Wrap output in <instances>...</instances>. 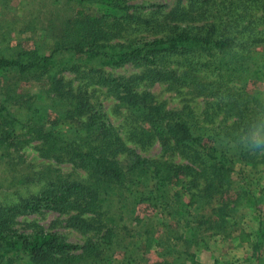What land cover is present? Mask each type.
<instances>
[{
	"label": "rangeland",
	"instance_id": "1",
	"mask_svg": "<svg viewBox=\"0 0 264 264\" xmlns=\"http://www.w3.org/2000/svg\"><path fill=\"white\" fill-rule=\"evenodd\" d=\"M116 4L124 11H116L114 19L106 20L103 25L105 32H102L104 36L98 41L100 43L150 41L164 37L171 30L185 29L192 34L211 35L212 38L225 31L229 34L235 32L227 39L240 43L246 41L247 37L238 35L237 23L264 30V0H117ZM98 14L101 11L93 8L89 0H0V40L9 42L11 48L20 44L27 49L38 48L48 53L67 22L79 19L89 23V18ZM122 14L125 18L121 17ZM97 25L99 27L100 24ZM261 47L264 45L259 46V50H262ZM175 61V58H160L156 60L155 67L170 71L177 67ZM144 70V62L137 60L97 68L92 73L85 70L80 75L62 71L56 80L59 81L57 86L64 91L65 99L59 101L55 108L59 110L67 106L65 103L71 99H86L89 113L100 112L105 125L111 126L125 144V153H120V148L113 150L117 155L116 160L123 163L130 157L127 150H131L148 162L192 165L177 151L163 153L157 141L144 149L135 144L133 139L139 125L129 118L127 110L120 105L125 99L124 90H120L122 93L113 92V85L109 82L96 85L95 79L100 74L120 83L135 78L132 82L135 88L133 92L149 95L152 105L178 113L185 122L221 136L233 131L236 118L225 109L220 98L198 95L181 84L159 82L157 76H145ZM201 74L211 75V72L201 71ZM4 82L17 86H7L5 90L10 88L26 97L46 88L32 79L18 82L14 74L7 76ZM247 89L251 94L261 96L264 82H252ZM54 95L56 93H50L49 98L52 99ZM78 107L88 112L86 106ZM13 134L8 139L7 148L0 147V208H14L9 219H5L12 232L22 235L37 232L53 234L59 238V243L79 248L69 253L84 256L86 252L83 253L82 248L86 250L90 247L88 244L99 241L111 230L114 231L115 245L110 264H148L171 261L176 256H179L181 263L191 264L189 254L193 255L194 264H259L258 259L252 257L248 234L260 224L264 229V206L256 202L264 196V165H259L255 170L247 164H235L231 174L232 188L222 198L213 197L206 191L205 174L201 170L196 172L188 168L179 186H168L164 206L156 201H128L123 194L112 196L105 208L110 222L105 223L102 217V225L98 226L100 222H95V216L81 213L82 201L72 205V210L62 212L48 209L46 205L36 210L29 207L30 202L52 184L62 185L72 180L83 185L82 193L76 200L89 201L95 196V183L91 185L95 177L77 169L66 158L47 156L45 151H41L46 149L45 145L38 141L27 144L28 136L23 131L18 129ZM182 204H190L183 213L180 211ZM221 205L227 207L229 215L226 217L227 226L218 230L214 226L220 225L215 223L217 218L212 216L211 207ZM179 213L183 215H177ZM78 215L84 220H76ZM193 233L197 241L189 246L178 239L182 236L190 238ZM87 254L90 256L89 251ZM12 264L32 262L30 259H18ZM78 264L96 263L90 256L87 261L84 259ZM261 264H264V259Z\"/></svg>",
	"mask_w": 264,
	"mask_h": 264
},
{
	"label": "trees",
	"instance_id": "2",
	"mask_svg": "<svg viewBox=\"0 0 264 264\" xmlns=\"http://www.w3.org/2000/svg\"><path fill=\"white\" fill-rule=\"evenodd\" d=\"M89 3L101 14L89 18V23L79 19L67 22L48 53L38 48L27 49L20 44L11 48L9 42L0 40V147L7 148L8 139L19 129L28 136L27 144L38 141L45 145L46 149L41 151H45L47 156L66 158L77 169L95 177L91 183H95V196L89 201L76 200L82 193L83 185L72 180L67 184H52L30 202L31 209L46 205L54 211H69L72 205L82 201L81 213L95 216V222H100L98 226H101L102 217L105 223L110 222L111 218L105 208L112 196L123 194L128 201H156L164 206L167 203L168 186H179L181 177L191 168L205 174V189L211 196L222 198L232 188L231 174L235 164H247L255 170L259 165H264V157L252 156L237 146L238 138L247 126L258 116L264 115V91L260 96L251 94L247 89V85L252 82H264V47H261L263 52L259 50V46L264 45V30L237 23L235 27L238 35L247 37L246 41L240 43L227 39L235 32L229 34L225 31L212 38L211 35L192 34L186 29L171 30L164 37L150 41L100 43L98 41L104 36L102 32H105L103 25L106 20L114 19L116 11L121 10L123 13L124 10L116 4L117 0H89ZM121 17L125 18L123 14ZM165 57L175 58L174 64L177 67L170 71L156 68V60ZM137 60L144 62L145 76H157L159 82L181 84L198 95L220 98L225 109L236 118L233 131L221 136L185 122L178 113L152 105L149 95L133 92L135 88L132 82L135 78L120 83L100 74L95 79L96 85L102 86L109 82L113 85V92L122 93L120 90H124L125 99L120 105L127 110L129 118L139 125L133 139L135 144L144 149L157 141L163 153L177 151L192 165L148 162L131 150H127L130 157L123 163L116 160L117 155L113 150L120 148V153H125V144L111 126L105 125L104 116L100 112L89 113L86 99H71L65 103L67 106L59 110L55 108L59 101L65 99L64 91L57 86L59 81L56 80L62 71L80 75L85 70L92 73L97 68ZM201 71L211 72V75L201 74ZM13 74L18 82L32 79L46 88L28 97L10 88L5 90L7 86L17 87L11 82H4L7 76ZM50 93L56 95L51 99ZM80 105L86 106L88 112L79 108ZM107 131L111 136H108ZM256 202L264 206V196ZM189 206L182 204L181 213ZM226 208L225 205L211 207L212 216L217 218L215 223L222 227L214 226L218 230L227 226L226 217L229 213ZM13 209L0 208V264H12L18 259H30L32 264H78L84 262V259L87 261L90 256L96 264H110L114 256V231L108 230L99 241L88 244L90 247L86 250L82 248L83 253L86 252L84 256L75 255L69 251L79 249L77 246L59 243V238L53 234L37 232L22 235L12 232L5 219H9ZM76 220L82 221L84 217L78 215ZM248 235L252 257L261 264L264 259L263 225L260 224ZM178 239L189 246L197 241V236L193 233L190 238L182 236ZM188 259L194 264L192 254H189ZM148 264L184 262L181 263L179 256H176L171 261L161 260Z\"/></svg>",
	"mask_w": 264,
	"mask_h": 264
},
{
	"label": "clouds",
	"instance_id": "3",
	"mask_svg": "<svg viewBox=\"0 0 264 264\" xmlns=\"http://www.w3.org/2000/svg\"><path fill=\"white\" fill-rule=\"evenodd\" d=\"M237 146L255 157H264V115L251 122L239 136Z\"/></svg>",
	"mask_w": 264,
	"mask_h": 264
}]
</instances>
